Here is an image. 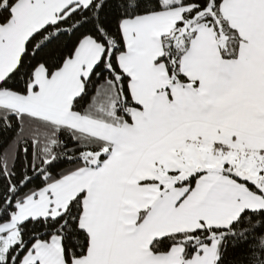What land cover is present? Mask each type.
<instances>
[{"label":"snow or ice","instance_id":"snow-or-ice-1","mask_svg":"<svg viewBox=\"0 0 264 264\" xmlns=\"http://www.w3.org/2000/svg\"><path fill=\"white\" fill-rule=\"evenodd\" d=\"M0 264H264V0H0Z\"/></svg>","mask_w":264,"mask_h":264}]
</instances>
